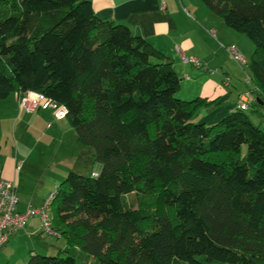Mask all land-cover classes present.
I'll return each mask as SVG.
<instances>
[{"label": "trees", "instance_id": "1", "mask_svg": "<svg viewBox=\"0 0 264 264\" xmlns=\"http://www.w3.org/2000/svg\"><path fill=\"white\" fill-rule=\"evenodd\" d=\"M202 1L254 43L259 112L264 0ZM180 87L168 55L92 0H0V99L44 93L101 164L57 186V235L102 264H264V131L238 107L195 122L216 100L182 99ZM26 264L76 259L60 249Z\"/></svg>", "mask_w": 264, "mask_h": 264}, {"label": "crops", "instance_id": "2", "mask_svg": "<svg viewBox=\"0 0 264 264\" xmlns=\"http://www.w3.org/2000/svg\"><path fill=\"white\" fill-rule=\"evenodd\" d=\"M92 3L98 17L128 25L171 58L181 78V98L216 100L198 111L200 121L211 124L221 120L237 108L240 95L251 89L247 90L246 85L241 88L236 82L235 77L241 73L236 71L237 63L227 48L235 45L245 49V39L198 0H92ZM193 59H197L201 66L195 65ZM229 61L236 66L233 63L229 65ZM8 101L10 105L7 108L12 118L5 126L11 144L8 152L0 153L1 176L16 182L18 210L23 211L30 204L40 207L45 197L59 185L54 183L53 188H45L48 179L44 176L50 170L35 174L33 169L34 175L29 170L24 171L26 162L42 143L60 144L56 147L58 151L67 147L66 154L58 162L63 167L65 163L70 171L91 175L101 170L92 149L78 141L66 117L56 118L51 109L29 112L20 104L16 93ZM261 105L264 107L263 102ZM263 107L258 112L260 115L264 112ZM67 134L71 135L70 140H67ZM28 167L32 164L29 163ZM65 174L60 173L61 177ZM26 177L31 182L36 180L31 189L27 188ZM40 226L41 219L36 215L30 218L25 228L14 231L0 248V264H26L30 254L39 250L36 232ZM17 250L21 252L17 254Z\"/></svg>", "mask_w": 264, "mask_h": 264}, {"label": "rangeland", "instance_id": "3", "mask_svg": "<svg viewBox=\"0 0 264 264\" xmlns=\"http://www.w3.org/2000/svg\"><path fill=\"white\" fill-rule=\"evenodd\" d=\"M198 1L201 3V5L206 6L205 3L202 0H198ZM206 8H207V6H206ZM213 14L220 21H223V23H225L222 17L218 16L215 13H213ZM230 29L235 31L232 28H230ZM236 33L239 34L240 32H236ZM240 35H242V37L246 41L244 43L245 44V49H242L243 50L242 51L240 48H238L237 46L236 47L239 49L240 53L250 62L251 56H252V54H253V52L255 50V45L245 34L240 33ZM246 49H247V51H246ZM228 63H229V65L231 63H233V65H235L234 62H232V61H229ZM236 65H235L236 66V71L238 72V74H239V72L241 73L239 77H235L236 82L239 84V86L241 88H245L244 85H246V89L247 90L250 89V88L252 90L253 89V83L252 82L248 83L246 81V77L248 75L249 76L251 75L250 71H249V68L248 67L244 68L243 66L239 65L238 63ZM233 67H231V68H233ZM178 95L180 97V93H178ZM9 97L13 98L14 94H11ZM253 97H257V95L253 94ZM10 98L0 99V125H2V126H0V146L2 148V150L0 151L1 154L4 153V152H8L9 148H10V144H11V139L8 137L6 126H5V124L9 123L11 118H12L11 117V111L7 108V106L10 105V102L8 101V99H10ZM252 108H253V106L251 105L250 109L245 110V112L248 113L249 116L251 117L252 121L255 124L259 125L264 131V119H263V116L260 115L257 110H254ZM262 113H264V112L262 111ZM199 114H200V112H198L197 115H195L194 118H193L194 121L198 122V123L200 121ZM206 123H210V122H206ZM70 137H71V135L67 134V140H70ZM59 146H61V145L60 144H55V145L51 146V145H45L44 143H42L36 149L34 155H32L30 157L29 161L26 162V168L24 169V171L25 170H29L31 172L33 169H35L36 170L35 174H40V173H46V170H50L48 172V174L44 176L45 179H48L46 181V183H45V188L46 189H47V187L53 188L54 183L60 184L66 178L67 174L70 172V169H68L69 167L67 165H65V163H64L65 167H63L62 165H60L61 163L58 162L61 159V157L66 154V149H67V147H64V148L62 147L63 149H60L58 151L56 149V147H59ZM244 149H246V146L244 147ZM69 150H71V148ZM32 157H33V159H32ZM53 161H55V163H53ZM29 163L32 164V167H28ZM71 171H73V170H71ZM64 172L66 174L63 177H61L60 173H64ZM87 174H89V173H87ZM50 177H52V178H50ZM26 178H27V188L31 189L32 185L35 184L36 180L33 179V182H31L28 179V177H26ZM49 183H51V184H49ZM127 198L129 199V201L134 206L137 205L138 199H137V196H136L135 193L129 194L127 196ZM52 206H53V204H52ZM52 206L49 208V213H50V216H51V220H52V216H53L52 215ZM53 224L54 223H53V220H52V225ZM36 225H39V224L37 223ZM36 236H37V241L39 242V244H38V248H39L38 253H40V254H56L60 249H66V250L69 251V253L72 256L75 257L76 264H102L101 261L98 258L92 256L91 254H89L88 252L82 250L81 248L69 246L67 244V242H66L64 237H61V236L57 237L54 234H49V233L44 232L42 226H40L37 229ZM36 236H35V238H36ZM48 244L50 245L49 247L47 246ZM41 245H43L44 247H41ZM21 250H17L16 251L17 254H19L21 252ZM4 254L5 253H3V256H4ZM1 258H2V256L0 254V260H1Z\"/></svg>", "mask_w": 264, "mask_h": 264}, {"label": "built area", "instance_id": "4", "mask_svg": "<svg viewBox=\"0 0 264 264\" xmlns=\"http://www.w3.org/2000/svg\"><path fill=\"white\" fill-rule=\"evenodd\" d=\"M215 34V31L214 33ZM228 51L231 57L241 66L249 67V61L240 53L239 49L235 45H229ZM193 63L197 66H201L197 59H193ZM248 83L251 82V75L246 77ZM20 104L27 111H34L37 109H52L56 118H64L66 114L65 107H60L46 97L42 92L38 91H26L18 95ZM252 91H246L239 97L237 107L242 110H248L250 103L255 101ZM98 172H93L92 176H97ZM17 184L13 180H7L1 178L0 180V248L8 242L11 234L27 226L32 216L39 215L41 219V226L43 231L49 234H58V231L52 225L49 208L52 206L57 191H51L44 199L40 207H34L28 205L23 211L17 209L18 197L16 194Z\"/></svg>", "mask_w": 264, "mask_h": 264}]
</instances>
